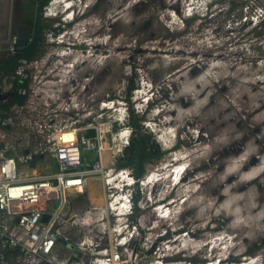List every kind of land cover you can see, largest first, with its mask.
<instances>
[{"label": "rangeland", "instance_id": "rangeland-1", "mask_svg": "<svg viewBox=\"0 0 264 264\" xmlns=\"http://www.w3.org/2000/svg\"><path fill=\"white\" fill-rule=\"evenodd\" d=\"M244 3L74 0L71 10L78 11V20L70 23L64 20L71 10L65 13L57 0H49L42 14L36 12V29L43 33L37 57L57 73L45 76L41 64L42 79L62 78L65 88L70 81L86 84L81 96L98 121L113 122L114 132L128 128L126 121H117L122 113L116 107L124 101L142 115L147 108L142 99L149 96L143 124L164 151L161 160L143 163L138 183L117 187L113 194L99 175L88 177L84 192H67L57 224L68 237L66 245L58 243L61 258L79 252L83 242L104 246L120 236L128 241L119 250L127 264L163 258L164 264H264V23L253 27L246 21ZM194 14L198 17L191 18ZM59 27L71 32L59 38L75 46L67 60L48 52L62 49L55 46ZM130 83L136 88L125 103ZM104 101L115 106L102 108ZM83 112L64 111L56 118L64 123L80 118L83 126L92 120ZM29 116L25 112L18 119L9 153L32 155L20 164L28 176L57 171V159L29 125ZM87 156L92 162L97 155L89 151ZM104 156L107 168L118 164V157ZM179 177L184 181L175 185ZM132 189L140 192L136 221L124 211L123 195ZM115 196L117 208L112 209ZM160 203L171 205L169 217ZM51 204L56 207L58 201ZM74 214L84 216L82 224L73 225ZM136 222L141 235L134 246L129 238L136 236ZM174 228L184 234L176 237ZM39 260L27 257L19 264H45Z\"/></svg>", "mask_w": 264, "mask_h": 264}, {"label": "built area", "instance_id": "built-area-1", "mask_svg": "<svg viewBox=\"0 0 264 264\" xmlns=\"http://www.w3.org/2000/svg\"><path fill=\"white\" fill-rule=\"evenodd\" d=\"M242 1L245 2L244 19L253 27H262L264 0ZM188 8L186 7L187 10ZM13 50L11 46V52ZM41 64L46 66L45 76H57V73H50L54 71V67L47 65V60H39L38 57L31 60L20 58L13 77L17 76L23 83L27 82V85L19 88V93L26 95V101L8 111H0V264H19L21 259L27 257H39V261L45 264H127V260L121 258L119 250L128 241L120 236L111 238L109 244L104 246L94 240L87 245L83 242L79 252L65 258L57 253L58 243L66 245V239L68 240V237L62 236L57 224L61 222L60 213L69 190L84 192L88 177L93 175L105 178L106 188L111 194L115 188L137 181L133 170H128L129 167L118 168L116 165L114 168H107L104 164L106 152L119 159L124 156L125 148L130 144L132 128L128 123L127 104L124 105L123 101L116 108L118 113H122L117 121H126L128 128L114 132L113 122L110 119L98 121L95 110L89 108L87 101L81 96V90L86 88V84L80 87L70 81L65 88L61 83L62 78L42 79L38 73ZM66 90L69 91L64 92ZM103 103L102 108L111 109L115 106V102L112 107L105 101ZM82 109H85L84 116L92 118L86 125L81 126L80 118L76 117L65 123L56 118L64 111L79 114ZM25 112L30 115L27 119L29 125L41 136L57 159V171L28 176L24 174L20 164L32 159V155L16 157L9 153L11 133ZM102 115L103 112L100 113ZM92 129L95 134L91 136L85 132ZM89 151H95L97 155L92 162H88ZM115 179H119L120 185L115 183ZM133 193L132 189L123 195V201L126 199L128 204L124 206L125 213L129 212L128 219L134 208ZM53 200L58 201V206H52ZM117 202L115 196L110 201L112 209L117 208ZM93 208L98 210L99 206ZM71 219L75 226L83 223L84 216L74 214ZM132 224V231L136 236L132 233L129 239H133L135 246L134 240L139 239L141 232L137 223ZM15 248L20 250V254L16 257L17 262L10 263L7 253ZM152 264H164V258Z\"/></svg>", "mask_w": 264, "mask_h": 264}, {"label": "trees", "instance_id": "trees-1", "mask_svg": "<svg viewBox=\"0 0 264 264\" xmlns=\"http://www.w3.org/2000/svg\"><path fill=\"white\" fill-rule=\"evenodd\" d=\"M49 0H39L37 4V10L39 14H42L43 7L48 3ZM196 14L192 15L191 18H197ZM34 17L32 23H34ZM188 20L189 18H185ZM42 52L40 38L32 41L28 46L24 47L22 51H18V54L11 55L7 57L6 62L0 64V111H8L15 105H22L26 101V95L19 93V88L21 86L27 85V82L23 83L17 76L15 72L19 66L20 58H27L29 60L36 58ZM4 79L9 83L7 90H4ZM136 85L130 83L128 85L129 95L126 96V103L131 102L130 92L135 90ZM152 101H149L146 111L142 115L137 114L136 110L132 105H128L127 109L129 112L128 123L132 128V136L130 139V144L125 148L124 156L118 159V168L129 167L136 169L133 170L134 177L136 178V183H138L139 178L143 176V163L146 161H159L164 155V151L161 147L146 133L144 127V118L146 117L149 106ZM88 135L95 134V130H88L86 132ZM140 192L137 190L133 193L134 208L133 212L130 214L134 221L137 220V211L139 210L137 204L139 201ZM136 211V214H134ZM134 214V215H133ZM133 215V216H132ZM129 216V217H130ZM137 223V222H136ZM12 258H16L20 254V250L15 248L11 250ZM164 260H166L164 258Z\"/></svg>", "mask_w": 264, "mask_h": 264}, {"label": "flooded vegetation", "instance_id": "flooded-vegetation-1", "mask_svg": "<svg viewBox=\"0 0 264 264\" xmlns=\"http://www.w3.org/2000/svg\"><path fill=\"white\" fill-rule=\"evenodd\" d=\"M38 1L39 0H16L15 1L14 17L12 18L13 28H15V34L13 36L12 44H11V46H13L14 50H13V52H11V55L18 54L19 50L22 51V49L24 47L28 46L32 41H34L38 38H40V42H42L43 33L41 31L38 32L36 29L37 23H38L37 22V16H36V12L38 13V10H37ZM64 1H68V0H64ZM48 3H49V1H48ZM47 4L44 7H46ZM34 6H36L35 13L33 11ZM88 6H89L88 3L83 5V7H86V9L88 8ZM44 7H43V9H44ZM72 8L66 10L65 13L70 11ZM71 12H72V10L69 12V15H68V13L66 14V17L71 16L70 15ZM73 12H75V14L78 13V11L74 10V9H73ZM33 17L35 18L34 23H32ZM77 18H78V16H74L72 20H68L66 18V20H64V21H65V23H70L72 21L74 22L75 20H78ZM19 26L23 27L22 28L23 32H22L21 38L19 37V34H18L19 33ZM43 26L44 27H51L49 24H43ZM58 29L60 31V34L58 36H56L55 41H56V43H59V44L55 45V46L56 47L60 46L62 49H60V48L57 49V48L53 47V49H50L48 52H50V54H51L54 51V53L56 54V56H55L56 58L58 57L59 60H61L60 59V57H61V58H65V60H67L68 58H66V57H68V52H69L68 50L74 49L75 46L71 42H66V40L64 38L60 39L59 36L60 35L66 36V34L71 33V32H70V30H63L60 27L57 28V30ZM51 37L53 38L55 36H51ZM20 39H21L23 45L19 44ZM62 46H64L65 48H63ZM71 53H74L73 50ZM52 57H53V55H52ZM75 62H77V60ZM50 64H52V60L50 61ZM71 64H72L71 70H73L75 63H71ZM67 65H70V64H67Z\"/></svg>", "mask_w": 264, "mask_h": 264}, {"label": "crops", "instance_id": "crops-1", "mask_svg": "<svg viewBox=\"0 0 264 264\" xmlns=\"http://www.w3.org/2000/svg\"><path fill=\"white\" fill-rule=\"evenodd\" d=\"M16 0H0V64L6 62L10 56L12 39L15 34L13 28L14 10ZM8 81L4 79V85H8ZM4 90H7L5 88ZM65 245V244H64ZM9 260H12V253H7Z\"/></svg>", "mask_w": 264, "mask_h": 264}, {"label": "clouds", "instance_id": "clouds-1", "mask_svg": "<svg viewBox=\"0 0 264 264\" xmlns=\"http://www.w3.org/2000/svg\"><path fill=\"white\" fill-rule=\"evenodd\" d=\"M57 2H60V3L62 4V9H63L64 11H66V10H68V9H70V8H72V7H74V5H75V4H73L74 0H73L72 2H70V1H64V0H57ZM54 7H56V5H54ZM58 12H59V11H58ZM58 12L56 11L55 14H58ZM70 15H71V17H70V16H67V19H68V20H72L74 16L78 15V13L75 14V12H73V10H72V12H71ZM149 99H150L149 96L143 97V102H144V106H145V108H146V106H148ZM182 178H184V177H182ZM183 181H184V180H183ZM180 229H182V228H179V229L174 228V229H172V230H174L176 233H178V231H179ZM179 232H180V231H179Z\"/></svg>", "mask_w": 264, "mask_h": 264}, {"label": "water", "instance_id": "water-1", "mask_svg": "<svg viewBox=\"0 0 264 264\" xmlns=\"http://www.w3.org/2000/svg\"><path fill=\"white\" fill-rule=\"evenodd\" d=\"M22 28H23L22 26H19V33H18V34H19V37H20V38H21V35H22V32H23V31H22ZM19 44H20V45H23L21 39H20V41H19Z\"/></svg>", "mask_w": 264, "mask_h": 264}, {"label": "bare ground", "instance_id": "bare-ground-1", "mask_svg": "<svg viewBox=\"0 0 264 264\" xmlns=\"http://www.w3.org/2000/svg\"><path fill=\"white\" fill-rule=\"evenodd\" d=\"M153 176H154V175H153ZM153 176L151 177V179H149L150 181L152 180V178H153V180L155 179V177H153ZM164 216H166V215L164 214Z\"/></svg>", "mask_w": 264, "mask_h": 264}]
</instances>
